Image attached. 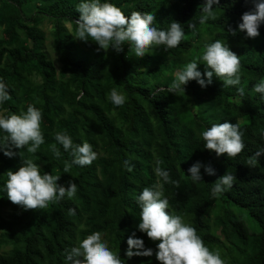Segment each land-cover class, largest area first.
<instances>
[{"label": "trees", "instance_id": "trees-1", "mask_svg": "<svg viewBox=\"0 0 264 264\" xmlns=\"http://www.w3.org/2000/svg\"><path fill=\"white\" fill-rule=\"evenodd\" d=\"M81 2L0 0V80L12 97L0 105V112L19 114L29 105L39 109L45 143L31 156L22 150L24 156L42 172L60 176L59 185L68 187L73 181L78 189L73 199L65 196L46 208L25 211L11 203L4 190L7 171L21 166V150L15 149L13 158L0 151V247H11L0 253V264H68L66 250L96 231L104 233L125 264H160L155 255L159 241L138 229L137 202L143 188L156 182L157 159L170 178L179 181L178 188L164 185L169 212L182 215L225 264H264V156L254 166L247 163L264 147V94L253 91L264 79V23L255 39L238 28L242 15L255 10L253 0H219L213 5L216 19L203 25L199 17L206 0H102L129 17L135 11L153 14L158 30H167L173 21L182 25L185 38L178 47H154L143 59L129 53L127 45L121 53L105 52L97 51L94 42L75 39ZM40 17L53 25L60 69L46 51ZM192 20L195 32L187 26ZM216 40L240 57V85L224 87L214 74L206 88L192 80L185 94L169 93L175 72ZM198 62V71L205 73L206 65ZM112 88L126 95L122 107L108 100ZM223 122L238 123L243 133L245 147L235 158L206 150L199 135ZM62 131L74 143H90L97 159L90 166L73 165L65 173L64 162L72 158L60 145L59 159L49 148L56 143L55 133ZM198 161L216 174L201 168L203 180L194 183L188 169ZM227 172L236 177L233 186L213 198L211 185ZM73 208L76 214L70 216ZM133 233L145 249L153 250L151 257H127V240Z\"/></svg>", "mask_w": 264, "mask_h": 264}, {"label": "clouds", "instance_id": "clouds-1", "mask_svg": "<svg viewBox=\"0 0 264 264\" xmlns=\"http://www.w3.org/2000/svg\"><path fill=\"white\" fill-rule=\"evenodd\" d=\"M255 10L245 12L238 25L240 32H246L247 37L255 39L260 35L259 28L264 23V2L253 0ZM219 4V0H206L201 7L199 23L205 24L209 19L215 20L213 5ZM79 18L74 21L76 32L74 38L84 42H94L99 47L97 51L108 52L114 50L117 53L124 51V46H129V53L139 59H143L150 49L165 46V49H173L179 46L185 38V30L176 21L169 24L167 30H158L154 27L156 17L151 13L132 12L130 17L110 2L102 0H82L77 5ZM188 29L197 31L194 20L188 23ZM235 36L236 31L231 30ZM203 61L206 72L198 71V66ZM240 57H238L221 40L205 45L202 54L196 59L185 64L174 74V79L168 87V92L174 95L185 94V86L189 81L195 80L206 88L212 83V77L224 82V87L238 86L241 83ZM207 77L205 80L204 77ZM243 94V89L238 88ZM253 91L264 94V79L254 85ZM7 85L0 80V105L11 100ZM108 100L114 107H122L126 102V95L117 88H112L108 93ZM42 112L34 105H29L19 114L0 112V151L4 156L13 158L17 155L15 149H20L21 166L16 171L9 170L5 174L7 179L4 190L7 199L14 205L22 207L25 211H35L46 208L50 203L63 200L65 196L73 199L77 194V184L69 181L68 187L59 185L60 176L42 172L31 155L37 153L41 145L45 143L42 132ZM205 142V149L216 153L218 157L227 156L235 158L245 145L242 140L243 133L238 123L223 122L213 124L209 129L199 133ZM56 143L49 146L53 155L61 157L60 147L72 158L64 162V172L69 173L73 165L81 167L90 166L97 159V153L88 142L74 143L66 132H56ZM30 154L25 158L22 150ZM264 156V147L260 148L254 156L249 157L247 163L254 166L258 159ZM162 160L155 161L154 173L156 182L151 187H144L138 196L140 206V218L138 229L146 233L152 241H159L156 259L160 264H225L219 252L211 251L205 246L204 241L197 234L194 227L184 222L182 215L169 212V200L164 195V185L173 184L179 187V181L170 178L169 171L163 169ZM128 171H132L129 161L124 162ZM201 168L208 175H215V170L210 165L196 162L188 172L194 183L203 180ZM236 177L228 172L211 185V195L219 198L227 189L233 186ZM68 214L74 216L76 210L69 209ZM104 233L93 232L83 239H78L75 246L66 250L68 264H125L120 255L112 251L108 242L103 238ZM128 258L133 256L151 257L152 249H145L144 241L132 234L127 240ZM135 250V251H134Z\"/></svg>", "mask_w": 264, "mask_h": 264}, {"label": "rangeland", "instance_id": "rangeland-1", "mask_svg": "<svg viewBox=\"0 0 264 264\" xmlns=\"http://www.w3.org/2000/svg\"><path fill=\"white\" fill-rule=\"evenodd\" d=\"M42 21L41 24V29L43 30V32L46 35V51L48 52L50 58L55 62V65L58 69H60V62H59V58L57 53L55 52L54 49V38H53V32H54V28L53 25L50 21L44 19L43 17H40ZM68 27H70V25L68 24ZM2 233V231L0 230V234ZM11 250L10 246H2L0 247V253H8Z\"/></svg>", "mask_w": 264, "mask_h": 264}]
</instances>
